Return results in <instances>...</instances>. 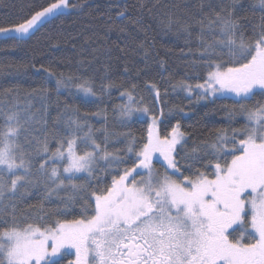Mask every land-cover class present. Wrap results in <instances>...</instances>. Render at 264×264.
<instances>
[{
    "label": "snow or ice",
    "instance_id": "snow-or-ice-1",
    "mask_svg": "<svg viewBox=\"0 0 264 264\" xmlns=\"http://www.w3.org/2000/svg\"><path fill=\"white\" fill-rule=\"evenodd\" d=\"M25 7L0 24V38H30L90 5L45 0ZM112 7L118 20L129 18L127 4ZM134 7L140 24L156 6L139 0ZM194 7L160 21L189 45L195 33L198 45L190 67L202 82L172 87L197 100L234 95L239 108L228 110V119L240 115L243 125L215 129L211 140L189 146L179 121L161 130L173 109L145 105L136 85L117 83L107 67L97 85L87 69L65 74L41 65L54 88L28 94L40 108L0 103V264H264V100L246 103L264 95V0H200ZM247 9L259 11V22L241 15ZM113 89L126 98L113 108L118 123L128 128L142 119L141 135L110 128L106 108L82 113L58 99L49 127L52 91L103 103ZM149 90L158 100L157 85ZM93 119L102 126L94 128ZM37 196V204L22 207Z\"/></svg>",
    "mask_w": 264,
    "mask_h": 264
},
{
    "label": "trees",
    "instance_id": "trees-1",
    "mask_svg": "<svg viewBox=\"0 0 264 264\" xmlns=\"http://www.w3.org/2000/svg\"><path fill=\"white\" fill-rule=\"evenodd\" d=\"M29 2L44 3L45 0H0V24L13 22L20 13L21 8ZM149 7L155 5L151 16L145 12L143 23L135 24L138 12L139 0H88L90 7L83 11L66 16L53 24L45 25L30 38L22 40L0 38V103H19L21 106L29 101L33 110L41 107L38 98L28 94L32 89L47 87L54 88V81L46 79V73L41 69L49 68L57 73L64 72H87L88 76H94L97 85L100 77L104 75L107 67L108 75L117 83L125 87L136 85V97H143L144 104L151 106L153 110L163 109L167 114L173 109L174 115L163 117L165 126L175 125L179 121L181 127L190 133L189 146L193 141L211 140V133L218 128L241 127L244 123L243 117L237 115L231 122L228 119V110L238 109L237 100L228 98H214L202 103L196 101V96L186 98L184 93L172 87L180 80L187 79L188 83L195 84V72L190 67L195 58L198 47L194 36L191 45L186 43V36L177 32L166 31L160 21H167L169 16L173 18L184 16L186 13L195 11V5L200 0H143ZM127 4L129 7V18L118 20L115 13L116 7L109 5ZM109 15L112 20H109ZM241 15H247L249 19L259 22L260 13L257 11L253 16L252 10L247 9ZM111 26V31H108ZM124 28V32L120 31ZM143 44L144 48L140 45ZM189 47L192 53L188 52ZM121 49L123 51H121ZM145 49L147 56H145ZM83 61V66L79 62ZM91 62V63H89ZM163 62V64L161 63ZM127 67L128 71H125ZM40 69V71H37ZM203 73H201V76ZM156 84L160 97L158 103L155 94L149 90L151 84ZM11 90V91H6ZM113 89L111 94H105L103 103L82 102L79 97L68 95L62 91L59 96L52 91L48 101L49 127L52 119L56 116V101L58 99L61 107L64 103L78 106L81 112H94L98 108L108 110V126L115 131L124 132L129 129L137 136L141 135L146 123L134 120L128 128H122L118 118L113 114V108L125 103L120 91ZM264 100V95L258 94L249 105L256 101ZM178 109H183L179 112ZM94 128H100L102 121L93 119ZM118 147L122 145H117ZM160 168V164H156ZM39 197L30 198L25 205L37 204Z\"/></svg>",
    "mask_w": 264,
    "mask_h": 264
},
{
    "label": "rangeland",
    "instance_id": "rangeland-1",
    "mask_svg": "<svg viewBox=\"0 0 264 264\" xmlns=\"http://www.w3.org/2000/svg\"><path fill=\"white\" fill-rule=\"evenodd\" d=\"M176 89H177L178 91L184 93V96H185L186 98H191V97L196 96L195 93H193V94L190 96V95H188V93L182 91L181 89H179V88H176ZM258 91H259V90H258ZM153 93H154V92H153ZM214 98H216V97H209L208 99H205V100H211V99H214ZM219 98H228V99H232V100H237V99H238L237 97H235L234 95H231V94L227 95L226 97L221 96V97H219ZM205 100H197V98H196V101H197L198 103H202V102L205 101ZM155 101H156V104H157V103H158V100L155 99ZM125 103H126V98H125ZM149 107L152 108L151 106H149ZM157 110H159L158 105H157ZM137 120H141V121H143L142 119H137Z\"/></svg>",
    "mask_w": 264,
    "mask_h": 264
}]
</instances>
